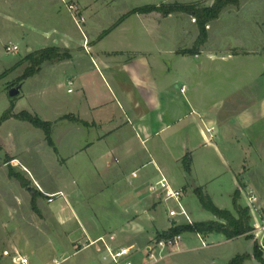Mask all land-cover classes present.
I'll return each instance as SVG.
<instances>
[{
	"label": "rangeland",
	"instance_id": "374dc122",
	"mask_svg": "<svg viewBox=\"0 0 264 264\" xmlns=\"http://www.w3.org/2000/svg\"><path fill=\"white\" fill-rule=\"evenodd\" d=\"M214 1L86 0L84 2L83 0L82 2L81 0H70L61 3V12L62 18H67L68 31L71 36L74 38L81 36L72 16L74 15L78 18V26L83 28L84 25L90 23L94 29L99 30L90 36L91 40H95L98 33L100 34L118 23L124 12L138 6L177 2L203 8L210 7ZM33 3L32 0L28 3L34 9L28 10V12L34 15L29 16L26 10L1 11L12 13L30 25H47L48 27V25L53 24L55 21L53 16L42 13ZM81 3L90 7V10L96 11L95 14L87 16ZM68 4L76 7L74 13L68 9ZM21 11H23V17L18 15L22 13ZM149 20L150 16L129 15L125 26L134 27L147 22L150 23ZM161 24L162 26H159L156 33L163 34V40H167L169 45L171 43L178 44L177 52L193 49L201 54L199 58H193L190 61L188 77L179 78L175 88L179 89L184 83L188 87V91L193 89L194 95L197 92L204 93L206 104H212L213 101L216 102V100L221 99L224 108L222 119H229L231 104L235 103V107L236 105L238 107L245 103L242 99V92L235 94L237 86L244 89L245 86H248L252 74L256 76L257 73L263 72L264 0H239L237 5L224 7L219 17L206 25V40L199 46H196L199 29L191 14L175 12L173 18L163 20ZM173 25L174 27H172ZM15 28L17 29H15L14 35H4L0 38V117L10 109L13 114L21 111H28L31 114L37 113L39 118L46 121L42 118L43 99L48 96L47 98L51 101L53 108L55 102L60 105V102L65 101L73 94L67 93L66 85L61 86L57 95L54 93L51 87L61 78L54 75L50 69L51 64L48 62L43 63L37 73L19 82L20 77L31 65L26 59L27 54L35 52L38 47L36 45L43 38L40 33L29 30L25 26L21 28L17 25ZM171 28H174V31ZM128 33L131 32H126V29H116L104 38L103 49L108 50L116 47L120 40L127 39ZM166 34L167 37H165ZM59 37V35H53V38ZM33 40L36 42L34 43ZM49 43L55 45L52 40ZM6 44L17 45L18 49L7 53L5 51ZM70 44L69 53L72 56H89L83 49L77 47L76 42L70 41ZM29 47L30 50H28ZM208 54L213 55L211 59L208 58ZM198 63H202L201 69L198 67ZM185 66L184 63V68ZM176 70L177 68H175ZM174 77H176V72ZM17 86H19L17 96H10L9 91ZM186 87L182 92H185ZM71 88L73 89V87ZM45 95L47 96L45 97ZM38 111L41 114H38ZM195 117L199 126L208 134L206 132L207 127L203 126L201 121V114L198 115L197 112ZM192 119L188 115L181 118L179 122L171 126L167 134H176L181 138L186 136L181 134V131H184L189 133L191 142L201 145L199 128L192 122ZM73 135L77 136L78 133L75 134L66 121H59L51 127L52 139H69ZM240 138L237 137L239 140V143L236 142L237 145L235 142L225 141L223 145H218L217 149L206 145V147L194 150L196 155L199 152L204 153L206 160L210 163L211 170H209L210 167L206 170L203 161L199 163L197 160L194 164V176L198 184L184 190L183 203L193 223L216 219L211 212L201 207L194 192L197 187L208 195L217 207L232 210V193L234 191L232 172L236 175L241 171L243 173V165H247L246 158L250 156L249 148L244 145ZM54 147L55 144L51 146L47 142L42 129L27 121L11 117L0 123V264H20L17 260L19 257L26 258L27 264H76L82 259H85L88 264H112L103 261L101 258L98 259L94 253L93 245H90L91 238L85 237L82 243L77 244L76 249H87L75 252L64 237L56 239L52 234L44 235L41 232L40 226L43 224L38 221L37 215L42 210V205L50 203L45 194L53 198V205L66 200L63 195L55 196L56 188L59 186L71 200L74 211L77 212L81 221L90 220V225L95 226L97 231L104 233L113 231L117 236L118 243L126 247L135 245V249L141 251L139 254L142 253V248L146 243L157 238L158 233L167 230L170 226L186 225L178 219L170 220L167 216V209L174 205L172 201L150 203L149 199L142 203H136L137 199L145 193L138 195V192L132 189V185L139 180L144 172L154 168L153 164L141 166L146 163V161H142L141 165L134 166L133 168L137 169L139 175L137 177L131 175L132 166H125L121 158L118 157L117 161L113 162V169H118V172L101 176L103 183L93 181V177L97 175H89L88 182L83 183L80 175L59 168L57 163L61 160L55 162ZM178 148L179 145L174 143L170 147V151L176 153ZM237 148L242 150L243 159L232 158V155L238 154ZM46 171L49 174H40ZM120 173L124 175L122 176L123 182L116 187L117 183L114 185L110 182L120 178ZM41 179L50 180L55 190H48L50 192L48 194L42 191L41 194L38 187V183H42ZM237 181L236 189H244L245 183L238 176ZM116 196L118 198L115 201ZM239 203L245 206L241 193ZM44 212L48 214L46 211ZM114 218L119 222L115 223ZM250 222L252 224V219ZM137 225L140 229H136L137 231L134 233L132 230ZM52 227V224H47L46 228L53 231ZM178 234L182 237L179 251L169 256L165 264H227L234 257L243 255L248 256L241 264H261L254 256V248L257 250L258 248L251 236L249 238L240 236L227 239L218 233L203 234V240L208 245L201 247L196 232L181 231ZM133 243L134 245H130ZM261 254L260 257L264 261V255Z\"/></svg>",
	"mask_w": 264,
	"mask_h": 264
},
{
	"label": "crops",
	"instance_id": "0c3cea01",
	"mask_svg": "<svg viewBox=\"0 0 264 264\" xmlns=\"http://www.w3.org/2000/svg\"><path fill=\"white\" fill-rule=\"evenodd\" d=\"M30 1H0V38L4 35H14L17 25L21 28L25 26L29 30L40 33L43 38L36 45L38 47L35 50L53 46L50 45V40L55 44L54 46L71 50L70 41H72L89 55L88 57L83 55L74 57L70 54L67 59L48 62L51 64L50 69L54 75L61 78L51 87L54 93L57 95L61 86L66 85L67 93L73 95L60 102V105L55 102L53 108L48 96L45 95L47 97L43 99L42 118L51 122L52 126L59 121H66L75 134L78 133L77 136L73 135L69 139H52L53 145L55 144V162L61 160L57 163L59 168L80 175L83 183L88 182L89 175H97L93 177V181L103 183L104 175L118 172V169H113V162L117 161L118 157L125 166H132V168L146 161L140 165L153 164L154 168L144 172L132 185V189L137 191L138 195L145 193L137 199L136 203L149 199L150 203H163L149 189L161 176H164L173 187L187 190L188 187L191 188L198 184L194 176L195 162L198 160L202 163L203 161L206 170L210 167L204 153L199 152L196 155L194 150L206 147V145L217 149L218 145H223L225 141L239 143L237 137H241L244 145L249 148L250 156L246 158L247 165H243V173L241 171L236 175L232 172L233 190L237 188L238 176L245 183V187L254 190L264 202L263 61V72L257 73L256 76L252 74L248 86L244 89L241 86L235 89V94L242 92L244 105L235 107V103H233L234 106L231 104L229 119L223 120L224 108L221 99L213 101L212 104H206L204 93L197 92L194 95L193 89L188 91L184 83L179 89L175 88L179 78L188 77L190 61L193 58H199L201 54L191 55L183 54L181 51L177 52L178 44L169 45L167 40H163V34L156 33L159 26H162L163 20L173 18V13L167 16H162L158 12L128 14L131 11L128 10L123 13L118 23L109 28L106 35L100 37L102 31L98 33L95 40H91L90 36L99 30L94 29L90 23L84 25L83 28L76 25L81 34L80 38H74L69 34L67 18H62L61 3L70 0H32L42 13L53 16L55 21L48 27L47 25L43 27L26 24L22 21L23 19L14 14L1 11L26 10L29 16L34 15L28 12V10H34L32 5L28 4ZM81 5L87 16L95 14L96 11L90 10V7L82 3ZM21 12L18 15L23 17V11ZM129 15L150 16V23L127 27L125 24ZM123 16L125 17L122 18ZM175 28L178 29L176 26ZM116 29H126V32L131 33L126 35L127 39L120 40L116 47L103 49L104 38ZM171 30L174 31V28ZM54 34L60 37L53 38ZM167 36L166 34L165 37ZM33 42L35 43L36 40ZM212 56L208 54L209 59ZM202 66V63H198L200 69ZM175 68L178 71H175ZM175 72L176 77H174ZM183 86L186 87L185 92H182ZM197 112L198 115L201 114V121L203 126L207 127L208 134L199 126L195 117ZM38 114L41 113L38 111ZM187 115L193 118L192 122L199 128L201 145L191 142L189 133L184 131H181V134L186 136L181 138L176 134H167L171 126ZM174 143L179 145L176 153L170 151ZM237 153L232 155V158L243 159L242 150L237 148ZM185 165L188 166V171ZM136 170L133 168L131 175L138 177ZM45 173L49 174L47 171L40 174ZM119 176L121 177L110 183L114 185L117 183L116 187H118L123 182L122 176L124 175L120 173ZM41 182L37 181L40 193L43 191L48 194L50 193L48 190H55L50 180L41 179ZM55 192H57L55 196L63 195L66 200L53 205V198L45 194L51 201L48 205H42V210L37 215L38 221L43 224L40 230L44 235L52 234L56 239L64 237L75 252L87 249H76L77 244L82 243L85 237L91 238V243L96 241V246L95 244L90 245H93L98 259L101 258V253L97 251V247H103L100 239H104L112 248L124 246L117 242V236L113 231L108 233L97 231L95 226L90 225V220L81 221L77 212L74 211L71 200L60 186ZM117 198L118 196L114 200L116 201ZM113 220L115 223L119 222L116 218ZM73 222L75 224H72ZM47 224L53 225V231L49 228L47 230ZM134 228L132 230L134 233L140 229L139 225ZM76 264H88V262L82 259Z\"/></svg>",
	"mask_w": 264,
	"mask_h": 264
},
{
	"label": "trees",
	"instance_id": "16d2710c",
	"mask_svg": "<svg viewBox=\"0 0 264 264\" xmlns=\"http://www.w3.org/2000/svg\"><path fill=\"white\" fill-rule=\"evenodd\" d=\"M238 3L239 0H215L210 7L203 8H197L193 4H182L177 2L163 3L159 5L147 4L133 8L128 14H146L150 12H158L163 16H167L175 12L191 14L198 25L199 36L196 40V46H199L203 44L206 40V25L210 21L217 19L224 7H226L227 5H237ZM124 17L125 16H123L122 18ZM108 31L109 29L104 30L100 37L106 35ZM181 53L193 55L197 52L193 49H185L181 51ZM69 57L70 53L68 49H62L54 45L36 50L32 53H28L26 59L31 65L26 69V72L20 77L19 82L22 79H25L37 73L44 62L61 61ZM11 117L22 121H27L33 126L42 129L44 131L47 142L51 146H53V141L51 138V122L42 120L37 114H31L28 111H21L19 113L13 114L12 111L9 109L5 111L0 117V123ZM185 169L188 171V166L185 165ZM194 192L197 195L201 207L211 212L213 216L216 217V219L194 222L192 224L186 225L171 226L167 230L158 233V238L173 236L181 231L196 232L201 235L218 233L222 234L227 239H232L240 236H244L247 238L250 237L249 232L252 228V224L250 222L251 216L249 214L248 208L246 206H242L239 203V189H235L232 193V210L217 207L213 203L211 198L208 195L204 194L203 191L198 187L194 189ZM260 254L261 252L254 248L255 258L260 261L261 264H264V261L261 259ZM243 256H236L227 264H241L243 260L247 259L248 255H245L244 257Z\"/></svg>",
	"mask_w": 264,
	"mask_h": 264
},
{
	"label": "built area",
	"instance_id": "2783aa9c",
	"mask_svg": "<svg viewBox=\"0 0 264 264\" xmlns=\"http://www.w3.org/2000/svg\"><path fill=\"white\" fill-rule=\"evenodd\" d=\"M68 9L73 13L76 11V7L71 4H68ZM72 16L78 25V18L74 15ZM17 49V45H5L7 53L16 51ZM183 89L184 86L182 87V91ZM149 189L151 193L156 194L163 202H173L174 205L167 209V216L170 220L178 219L186 224L193 223L183 203L184 190L182 188L173 187L164 176H161ZM239 190L252 219V228L249 235L253 238L258 250L264 255V202L250 188H239ZM196 235L199 237L201 247L208 245L203 240L201 234L196 233ZM100 241L103 247H97V251L101 253L103 261L112 264H165L169 256L179 251L182 237L180 234L161 238L157 237L143 246L141 254H139L141 252L139 251L140 249H135L134 246L112 248L104 239H100ZM95 243L96 241L91 244ZM17 260L20 264H27V259L24 257H19Z\"/></svg>",
	"mask_w": 264,
	"mask_h": 264
},
{
	"label": "water",
	"instance_id": "95a60500",
	"mask_svg": "<svg viewBox=\"0 0 264 264\" xmlns=\"http://www.w3.org/2000/svg\"><path fill=\"white\" fill-rule=\"evenodd\" d=\"M17 93H19V86L14 87L9 91L10 96H15Z\"/></svg>",
	"mask_w": 264,
	"mask_h": 264
}]
</instances>
